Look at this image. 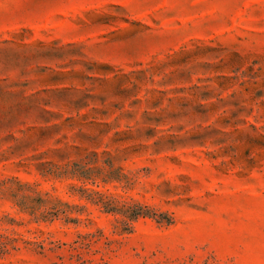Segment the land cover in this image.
Wrapping results in <instances>:
<instances>
[{
  "label": "rangeland",
  "instance_id": "1",
  "mask_svg": "<svg viewBox=\"0 0 264 264\" xmlns=\"http://www.w3.org/2000/svg\"><path fill=\"white\" fill-rule=\"evenodd\" d=\"M0 264H264V0H0Z\"/></svg>",
  "mask_w": 264,
  "mask_h": 264
}]
</instances>
